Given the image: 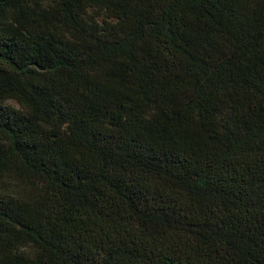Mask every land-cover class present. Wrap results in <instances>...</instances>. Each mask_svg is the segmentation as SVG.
<instances>
[{
  "label": "trees",
  "instance_id": "16d2710c",
  "mask_svg": "<svg viewBox=\"0 0 264 264\" xmlns=\"http://www.w3.org/2000/svg\"><path fill=\"white\" fill-rule=\"evenodd\" d=\"M0 264H264V0H0Z\"/></svg>",
  "mask_w": 264,
  "mask_h": 264
}]
</instances>
